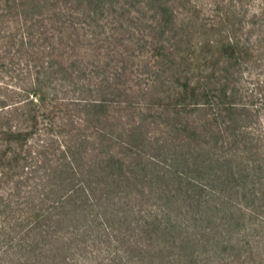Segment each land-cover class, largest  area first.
I'll list each match as a JSON object with an SVG mask.
<instances>
[{
	"label": "rangeland",
	"instance_id": "1",
	"mask_svg": "<svg viewBox=\"0 0 264 264\" xmlns=\"http://www.w3.org/2000/svg\"><path fill=\"white\" fill-rule=\"evenodd\" d=\"M174 3L177 30L166 37L149 29L148 19L147 23H137L130 30H114L111 19L105 18L102 28L77 24L79 30L75 36L70 37L68 29L63 35L56 33L52 40L56 48L52 60L58 65L48 72L56 92L49 90L48 108H57L53 118L55 125L67 124L63 126L64 132L61 130L63 141L66 133L72 137L91 136L82 146L83 174L90 157L104 158L105 153L119 152L121 159L137 162L138 149L126 150L127 129L142 121L144 136L161 134L160 139H163L166 135L162 133L168 130L164 124L178 120L173 114L174 106L162 99L167 92H163L161 84L147 83V79L152 80L156 74L163 78L166 75L158 70L160 64L166 62L165 56L172 52L162 40L181 35L194 50L200 41L231 40L236 47L233 57L228 60L219 55L208 58L214 62V72L206 68L197 72L198 69L193 68L196 76L212 75L211 91L203 99L207 105L191 109L190 113L181 115L180 120L223 126L228 115H217L221 105L229 102L235 105L228 118H234L236 133L245 146L242 153H238L247 164L243 178L211 186L209 190L217 195L206 192L204 200L210 203H204L201 208H192L181 194L175 205H166L164 199L158 201L155 190H165V183L157 180V183H151L150 179L138 184L122 182L119 186L112 185L111 178L96 180L98 189H104L102 184L106 180L112 185L110 190H120L121 197L124 196L123 201L115 196L110 199L114 205L109 208L115 207V215L114 210L106 211L104 203L96 202L93 207L72 214L75 220L71 223L67 210L58 209L59 216L68 218L60 225L57 218H51L53 225H38L31 234L24 231L29 225L15 229L17 233L9 238V242H13L10 247L0 241V264H264V0H175ZM180 24L188 37L178 30ZM27 47L28 52L39 47L38 35ZM58 62L64 69H60ZM224 66H228L226 73L222 71ZM117 71H122L121 75L110 79L112 74L116 77ZM102 98L115 101L98 114L84 108L83 103L74 102ZM69 120L89 123L85 130H76ZM101 133L104 136L101 137ZM172 135L178 140L182 138V134ZM152 147L146 145V152H152ZM56 164L61 170L63 163ZM94 169L102 175L101 165ZM64 177L68 181H63ZM36 179L46 184L41 172L25 184H33ZM54 182L61 187H58L60 190L53 187L49 200L43 194L48 190L33 188L24 193V198L28 196L25 205L46 208L66 197L70 190L63 186L64 182L89 184L80 174L67 177L59 173ZM138 191L143 193L138 195ZM153 212L161 216L162 223L161 229L150 236L152 222H158L152 217ZM172 224L176 228H170L172 233L163 236L166 225L172 227Z\"/></svg>",
	"mask_w": 264,
	"mask_h": 264
},
{
	"label": "trees",
	"instance_id": "2",
	"mask_svg": "<svg viewBox=\"0 0 264 264\" xmlns=\"http://www.w3.org/2000/svg\"><path fill=\"white\" fill-rule=\"evenodd\" d=\"M174 2L175 0H0L1 242H6L10 247L13 242H9V238L17 233L15 229L29 225L24 231L31 234L38 225L45 226L50 223L53 225L54 221L51 218H57V223L60 225V222L68 218L59 216L58 209L67 210L71 217L68 221L71 223L75 220L72 214L93 207L96 202L104 203L106 211L114 210L113 215H115L117 213L115 207L109 208L110 205H114L110 199L115 196L123 201L124 196L121 197L120 190H110L113 184L118 186L122 182L138 184L139 181L148 179L151 183L164 182L165 190H155L158 192L156 193L158 201L164 199L166 205L170 203L175 205L180 196L178 194H181L192 208L196 206L201 208L204 203H210L204 200L206 192L213 193V196L217 195L213 190H209L211 186L215 187L216 183L224 185L230 180L236 182L239 178H243V168L246 167V163L238 153H242L245 146L239 140L240 135L236 133L234 118H228L233 114L235 105L230 102L221 105L217 115L221 113L228 115L223 126L180 120V116L190 113L191 109L207 105L203 99L207 98L211 91L209 80L212 75L205 76L201 73L196 76L193 68L198 69L197 72L205 68L214 72V62L209 61L208 58L219 55L228 60L233 57L236 47L231 40H206L205 43L200 41L195 50L181 35L174 34L162 40L172 52L165 56L166 62L161 63L158 70V73L166 75L163 78L156 74L152 80L147 79V83L161 84L163 92H167L162 99L168 105L174 106L176 111L173 114L178 120L168 125L164 124L168 130L162 133L166 135L163 139H160L161 134L156 137L152 134L149 137L144 136V132L141 131L144 130L142 121L127 129L129 141L125 142L126 150L138 149L140 155H137V162L129 163L130 160L121 159L122 154L119 152L105 153L104 158L90 157L89 164L85 163L84 167L87 171L84 175L81 171L83 159L80 160L82 146L91 140V136L73 135L72 137L71 134L66 133L63 141L60 135L63 134L62 131L64 132L63 126L67 124L55 125L53 118L57 108L56 106H52L51 110L48 108L51 97L49 90L56 92L54 81L48 79V72L53 70L54 65H58L52 60V54L56 51L52 40H55L53 36L56 33L63 35L65 29H68L72 37L79 30L77 24L97 29L102 28L105 18H110L113 22L111 28L114 30L124 28L130 30L137 23L148 22L149 29H154L155 32L166 37L168 33L177 30ZM151 13L152 15L147 17ZM178 26H180L178 30L182 31L186 38L187 34L182 24ZM35 35H38L39 47L29 51V54L26 48L31 45ZM185 45L186 47L182 49L181 47ZM58 63L62 67L60 69H64V65ZM195 63L200 67L196 68ZM227 68L228 66H224L222 71L226 73ZM121 72L117 71L116 77L112 74L113 78L110 79H116ZM103 81L100 80V83ZM158 94L165 95L162 92ZM112 101L115 100L107 98L90 101L74 100L76 103H83L84 108L95 110L96 114L104 111L107 104ZM141 113L143 115V111ZM68 123L76 127V130H79L78 128L85 130L89 121L82 120V124H78L69 120ZM173 133L182 134V138L176 139ZM100 136L104 134L101 133ZM75 138L79 142H76ZM68 139L70 142L67 141ZM71 142L76 145H70ZM146 145L153 146L152 152H146ZM139 147L142 150H139ZM59 162L63 163L61 170L57 168L56 163ZM100 165L102 167L100 173L103 176L94 172L96 170L94 167ZM40 172L45 176L46 184H41L37 179L33 184H25L34 180L36 174L40 175ZM59 173L67 177L80 174L89 184L75 185L72 182L67 185V182H64L63 186L69 187L70 192L66 197L51 203L57 207L25 205L28 196L24 198V193L27 190L33 188L48 190L43 193L46 200H49L55 188L60 190L58 187L61 186L54 182V178ZM106 177L112 179V185L105 180L102 184L104 189H98L96 180L102 181ZM63 179L68 181L65 177ZM49 181L53 184L49 185ZM173 186L176 190H173ZM141 193L143 192L138 191V195ZM152 217L158 222H152L153 229L149 232L150 236L151 233L156 234L161 229L160 222L162 223L161 216L157 213L153 212ZM166 226L168 232L163 228L166 229V232L162 233L163 236L172 233L170 228H176L174 224L171 225L172 227Z\"/></svg>",
	"mask_w": 264,
	"mask_h": 264
}]
</instances>
